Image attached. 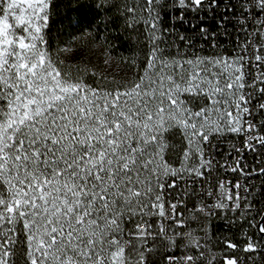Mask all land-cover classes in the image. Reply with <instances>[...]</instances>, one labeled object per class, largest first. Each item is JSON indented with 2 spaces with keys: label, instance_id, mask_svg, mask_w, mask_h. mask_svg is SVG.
I'll return each instance as SVG.
<instances>
[{
  "label": "snow or ice",
  "instance_id": "6c2138e0",
  "mask_svg": "<svg viewBox=\"0 0 264 264\" xmlns=\"http://www.w3.org/2000/svg\"><path fill=\"white\" fill-rule=\"evenodd\" d=\"M67 7L54 51L53 0H0V264H264V0ZM177 10H222L231 54L177 36ZM99 13L136 37L129 55L98 35ZM213 218L256 238L214 237Z\"/></svg>",
  "mask_w": 264,
  "mask_h": 264
},
{
  "label": "trees",
  "instance_id": "16d2710c",
  "mask_svg": "<svg viewBox=\"0 0 264 264\" xmlns=\"http://www.w3.org/2000/svg\"><path fill=\"white\" fill-rule=\"evenodd\" d=\"M77 0H53V13L50 20V31L48 38L55 51L58 47H63L66 40V32L64 25L61 24V20L64 19L66 13L69 11L67 5H75ZM81 3L85 0H80ZM223 2V0H222ZM180 11L177 10L172 13L170 17L166 19V23L169 27H174L177 36L186 35L191 40L195 41V46L197 48H203L204 54L211 55L214 51L226 52L231 54L232 48L235 46L236 34L232 28V22H225L224 27L219 26V22L223 16L222 10L218 12L215 16L211 14H206L203 18H198L195 14L190 12H185L183 20L180 19ZM93 24H99L98 35H105V27H107V33L110 34V41H114L118 46L117 55L122 52L125 56L129 55L130 51L135 47L133 41L136 39L134 35H129L126 30L122 28V22L119 20H110L105 26L104 14L99 13L94 18H90ZM195 25V27H193ZM208 29V38L205 39L200 34L201 28ZM227 28L228 35L224 34V28ZM212 33H215V40L212 39ZM214 42L219 45V48L213 49L210 44ZM101 49H91L88 51L87 55L89 59L85 61L90 65L97 67L98 70L103 69V57L101 55ZM60 55L68 62H75L80 60L81 56L84 55L82 50H78L70 53H60ZM125 70L124 66L121 65V71ZM109 71H116L115 61L113 62V68ZM189 203L192 204V198L189 199ZM242 227L247 228L246 223L241 225L239 221L233 226L227 224L223 219L213 218L211 225V233L214 237H222L226 239H231L237 245H242L245 241L244 236L256 237V230L252 228H247V232H242ZM214 246L216 245V240L210 241ZM219 249H223L224 245L219 244ZM231 255H245L239 250L235 252H228Z\"/></svg>",
  "mask_w": 264,
  "mask_h": 264
},
{
  "label": "built area",
  "instance_id": "2783aa9c",
  "mask_svg": "<svg viewBox=\"0 0 264 264\" xmlns=\"http://www.w3.org/2000/svg\"><path fill=\"white\" fill-rule=\"evenodd\" d=\"M214 42H212L211 44H210V46L213 44ZM230 139H232L231 137H226L225 139H224V141L221 143V148L226 152V151H228V149L230 148V144H229V140ZM218 151H219V149H218ZM225 158H227V157H225ZM248 160L251 162V160H252V156L251 155H249L248 156ZM222 178L223 179H226V180H231V181H233V183L237 180V179H242V177H240V175H239V173H231V172H227V173H223L222 174ZM178 183H180V184H182V182H178ZM173 191V193H175L177 190L176 189H173L172 190ZM190 199V198H189ZM189 205H191L190 203H189ZM256 238V237H255ZM255 238H253V239H255ZM243 239H245V241H244V243L246 242V236H244V238ZM244 243L241 245V247L244 245ZM228 252H232L231 250H228ZM244 254V253H243ZM239 256H242V255H239Z\"/></svg>",
  "mask_w": 264,
  "mask_h": 264
}]
</instances>
